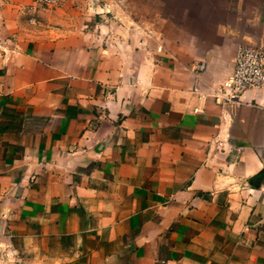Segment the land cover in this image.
Here are the masks:
<instances>
[{"label":"crops","instance_id":"obj_1","mask_svg":"<svg viewBox=\"0 0 264 264\" xmlns=\"http://www.w3.org/2000/svg\"><path fill=\"white\" fill-rule=\"evenodd\" d=\"M194 3L0 0V264H264L262 93L212 98L264 0Z\"/></svg>","mask_w":264,"mask_h":264},{"label":"built area","instance_id":"obj_2","mask_svg":"<svg viewBox=\"0 0 264 264\" xmlns=\"http://www.w3.org/2000/svg\"><path fill=\"white\" fill-rule=\"evenodd\" d=\"M39 6H54L58 0H33ZM203 64L196 69L203 70ZM258 91L262 93L263 103L260 105L264 117V46L239 47L236 50L235 61L229 76L214 89L212 98L217 105H239L246 91ZM258 156L264 169V129L263 143L258 150Z\"/></svg>","mask_w":264,"mask_h":264},{"label":"rangeland","instance_id":"obj_3","mask_svg":"<svg viewBox=\"0 0 264 264\" xmlns=\"http://www.w3.org/2000/svg\"><path fill=\"white\" fill-rule=\"evenodd\" d=\"M192 2L194 3L195 0H60V4L66 7L85 5L86 11L89 10L88 8H93L92 13L98 8L95 6H101L104 13L108 10L112 18H127L143 26L154 27L157 25L158 17H164L168 21L188 23ZM196 5L199 3H194V6Z\"/></svg>","mask_w":264,"mask_h":264},{"label":"water","instance_id":"obj_4","mask_svg":"<svg viewBox=\"0 0 264 264\" xmlns=\"http://www.w3.org/2000/svg\"><path fill=\"white\" fill-rule=\"evenodd\" d=\"M262 173H264V169H262V170L260 171L259 175L262 174Z\"/></svg>","mask_w":264,"mask_h":264}]
</instances>
